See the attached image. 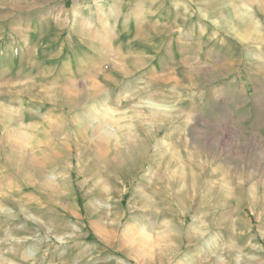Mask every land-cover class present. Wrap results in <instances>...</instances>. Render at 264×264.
<instances>
[{
	"label": "rangeland",
	"instance_id": "374dc122",
	"mask_svg": "<svg viewBox=\"0 0 264 264\" xmlns=\"http://www.w3.org/2000/svg\"><path fill=\"white\" fill-rule=\"evenodd\" d=\"M0 1L2 48L50 77L0 101L13 116L4 125L26 130V148L48 161L18 174L32 176L27 190L0 185L1 252L17 264H264V0H249L259 25L247 38L240 0ZM140 15L193 24L203 48L161 42V29L139 36L130 20ZM94 81L108 100L91 94ZM74 83L80 94L57 95ZM121 127L126 152L113 148ZM5 165L0 181L17 176Z\"/></svg>",
	"mask_w": 264,
	"mask_h": 264
},
{
	"label": "bare ground",
	"instance_id": "6f19581e",
	"mask_svg": "<svg viewBox=\"0 0 264 264\" xmlns=\"http://www.w3.org/2000/svg\"><path fill=\"white\" fill-rule=\"evenodd\" d=\"M116 1V0H115ZM110 5H111V2L109 1L108 2ZM114 5V4H113ZM177 5V4H176ZM233 5V4H231ZM112 7V5H111ZM114 8V7H113ZM116 9V7H115ZM114 9V10H115ZM112 12V10H110ZM174 11V10H173ZM77 12V11H76ZM79 12V11H78ZM113 13V12H112ZM177 13V12H176ZM206 15V14H205ZM236 15L239 17V19H241L244 23H245V28H244V33H243V36L244 38H247V36L251 33V32H257L256 30L258 29V26L259 25L257 23V21L255 19H253L252 17V11H251V6H250V2L249 0H240L239 3L236 4ZM80 16V12L79 13H76V17L77 18V21L80 20L81 17ZM58 18V17H56ZM185 18V17H184ZM86 19L87 18H84V16L82 17V24H86ZM158 19V18H157ZM88 20V19H87ZM150 20L151 18H148L147 16H134L131 20H130V23H136L137 24V28H138V33H141L139 34L140 35H143V32H144V29L146 31V29L149 27L151 28L154 32H158L159 29L160 32L157 33V36L159 38V41L161 42H165V40L169 37L168 35L171 34V39H172V44L175 46V44L177 42H180L181 39L183 38H187L189 39L190 41L193 42L192 44V48L196 47L198 49H202V48H199L198 46V43L200 42H203L204 38L202 37L203 36V31L201 34H198V31L195 29L194 31V25L193 24H190L187 28H184L183 30H180V29H175L177 26L174 22H161V18H159L157 21H160L161 23H166L165 25H163L162 27H159V25L157 26L154 25L156 22L153 23H150ZM184 20V19H183ZM189 20V18H188ZM187 20V21H188ZM164 21V20H163ZM171 21V20H170ZM86 22V23H84ZM146 22V24H144ZM159 22V23H160ZM219 22V21H217ZM101 23L103 25V28H104V31H103V28H102V31L104 34H108L109 30H111V23L109 22V19H102L101 20ZM134 23V24H135ZM90 24V23H89ZM88 24V25H89ZM114 25V24H112ZM161 26V25H160ZM86 27V26H85ZM193 27V28H192ZM178 28V27H177ZM181 28V27H179ZM203 28V27H202ZM202 30V29H201ZM200 30V31H201ZM240 30V29H239ZM112 31V30H111ZM123 31V30H122ZM197 31V32H196ZM237 32V31H236ZM110 33V32H109ZM123 33H125L123 31ZM206 33V32H205ZM239 33V32H238ZM251 35V34H250ZM145 36V35H144ZM197 36H200L199 37V40H197ZM249 37V36H248ZM146 39V38H145ZM203 40V41H201ZM141 45L142 46H145V43H142L141 42ZM160 45V43L158 44V46ZM148 46V45H147ZM184 46V45H183ZM182 46V49H184ZM205 46V45H204ZM223 46V45H222ZM146 47V46H145ZM185 47V46H184ZM201 47V46H200ZM85 48V47H83ZM139 48V47H138ZM179 49V48H178ZM190 49V48H188ZM141 50H138V53H140ZM143 51V50H142ZM141 51V52H142ZM183 51V50H182ZM76 52V50H75ZM187 51L185 50V53ZM191 52V51H190ZM84 53L80 52V50H78L76 52V55L79 56V57H82ZM136 55V54H135ZM111 56V55H110ZM218 60V59H217ZM153 61V60H152ZM230 63V62H229ZM187 66V65H186ZM120 68V67H118ZM117 68V69H118ZM191 69V68H190ZM201 69V68H200ZM120 70V69H119ZM197 72V71H196ZM68 73V72H65L64 75ZM123 74H125V71H123ZM62 75V74H60ZM161 75V73H160ZM164 76V75H162ZM189 76V75H188ZM111 77V76H110ZM110 77L108 75H104L102 74L100 79L105 80V82L107 81H111L110 80ZM167 77V76H166ZM170 78V77H169ZM99 79V80H100ZM158 79V78H157ZM188 79V78H187ZM179 80V79H178ZM190 80V79H188ZM101 81V80H100ZM100 81H94L92 83V85L90 86V92L91 94H93L96 98H103V99H106L108 100L107 98V94L105 95L104 93V90H103V85L100 83ZM114 81V80H113ZM163 81V78L161 79V82ZM112 82V81H111ZM116 82V81H115ZM75 84V83H74ZM78 84V83H77ZM77 84H75V87L77 86ZM130 84V83H129ZM166 84V83H164ZM120 85V84H119ZM121 86V85H120ZM129 85H122V90H121V93L122 92H125L127 90V87ZM73 87V89H68L65 85H62L60 84L57 88H56V92H57V95L58 96H61V97H65V95L67 94H71V93H75V92H79V89H77V87L75 88ZM33 87H27L24 89V91H30V90H33L32 89ZM45 88H43L44 90ZM50 89V88H48ZM119 89V88H118ZM76 90V91H75ZM143 90V89H142ZM20 91V90H19ZM45 91V90H44ZM23 92V90H22ZM136 92V91H135ZM80 94V92H79ZM52 99V97H51ZM148 103L152 104L153 106H156V107H160L161 105L157 102H154L152 100H148ZM63 105L59 104L57 105L56 107L57 108H60L62 107ZM162 108V107H161ZM14 109V108H13ZM61 109V108H60ZM96 109V108H95ZM112 108L109 107V106H106L105 107V110L106 111H109L111 110ZM111 111H109L110 113ZM11 108L9 106H6V105H3L0 103V157H3V161H4V164H7L9 169L8 170H11V172L13 174L17 173V176H3V180L0 181V185H5L7 187H10V188H13V190H15L16 192L19 191L18 189H22V190H25L26 188H28V184H31L32 182V176H25L24 174L26 173H23L24 176H18V174L20 175V173H22L21 171L22 170H27V169H35V168H38V167H41L44 165V164H47V162L43 163V162H40L38 160V158L32 153L30 152L26 147H27V144H25L24 142V138L26 137V135L28 134V132L26 130H24L23 128H10V127H7L5 126L4 124L7 123L9 119V117H13L11 116ZM112 113V112H111ZM110 113V114H111ZM122 113V112H121ZM12 120V119H11ZM159 121V120H158ZM10 123V122H8ZM14 123V122H13ZM122 128V127H121ZM123 132H120V133H123V143H122V148H117L118 146L115 144V146H113L114 150L116 149L117 150H123L122 152H126V150H128L129 148V144L131 143V140H132V135L130 136L129 134V130H124L123 128L121 129ZM131 132V131H130ZM84 134V133H82ZM111 134V133H110ZM114 134V133H112ZM112 136V135H110ZM84 137V136H83ZM86 137V136H85ZM113 137V136H112ZM111 137V138H112ZM19 138V140L17 139ZM115 138V136L113 137ZM136 138V137H135ZM84 139V138H83ZM113 140V139H112ZM117 140V139H116ZM86 141V140H84ZM42 142V141H40ZM117 143V142H115ZM39 144V143H38ZM119 144V143H118ZM46 145V144H45ZM120 145V144H119ZM48 146V145H46ZM100 146V145H99ZM117 146V147H116ZM42 148V147H41ZM47 148V147H46ZM45 149V148H44ZM49 149V148H47ZM108 149V147H107ZM111 149V148H110ZM109 149V150H110ZM113 150V151H114ZM44 151V150H43ZM49 151V150H48ZM108 151V150H107ZM115 151V152H116ZM46 152V151H45ZM114 152V153H115ZM109 153V152H108ZM111 154V153H110ZM44 155V154H43ZM48 155V154H47ZM45 156V155H44ZM115 158V157H114ZM50 164V163H49ZM5 165V166H7ZM39 169V168H38ZM46 169V168H45ZM36 170V169H35ZM30 171V170H29ZM24 172V171H23ZM31 172V171H30ZM28 172V173H30ZM26 173V174H28ZM8 174V173H7ZM31 174V173H30ZM16 175V174H15ZM42 177V180L36 184V185H40L41 186H45L47 187L51 182L49 181L50 180V176H41ZM5 179V180H4ZM11 180L10 182L6 183L5 181L6 180ZM14 180V181H13ZM35 185V184H34ZM37 187V186H36ZM27 190V189H26ZM21 192V191H20ZM19 192V193H20ZM30 194V193H29ZM22 196V195H21ZM193 227V224L189 226V230H191ZM197 231V230H195ZM102 234V233H101ZM147 244V243H146ZM145 244V245H146ZM219 248V247H218ZM13 249V248H12ZM14 250V249H13ZM171 250V246L169 244L167 245H161L160 248H158V250H154L153 249H149L147 252H146V259L151 261L152 259H154V255H158V256H162L164 254H167V252H169ZM136 254H138L137 252H135ZM25 255H27V253H25ZM23 256V255H22ZM28 257V256H27ZM23 258H26V257H23ZM146 260V261H147ZM145 262V261H144ZM226 262V261H225ZM224 262V263H225ZM188 263V262H187ZM191 263V262H190ZM0 264H17V253H10V251H7V252H1L0 251ZM216 264H222L221 260H220V257H217L216 258Z\"/></svg>",
	"mask_w": 264,
	"mask_h": 264
},
{
	"label": "crops",
	"instance_id": "0c3cea01",
	"mask_svg": "<svg viewBox=\"0 0 264 264\" xmlns=\"http://www.w3.org/2000/svg\"><path fill=\"white\" fill-rule=\"evenodd\" d=\"M1 35L4 36L6 34ZM44 65L41 66V70L43 69L44 72L47 73L48 70L46 67H43ZM35 71V67H32L30 63L27 65L17 64V47L15 45L13 46V51L11 52L10 50H5L4 46L2 48V45L0 44V101L10 99L17 100L20 94H24V92H22L23 89L19 88V86L23 83L27 85V87L28 85L30 87V85L35 86L39 79H42L41 82L43 84L45 83L43 78L50 79L48 75H46L47 77L42 78H37V76L35 77ZM21 74H24V76L21 77ZM11 86L16 87L12 89ZM6 95H9V97H6ZM31 98V96H28V99ZM3 105L7 106L8 104L4 103Z\"/></svg>",
	"mask_w": 264,
	"mask_h": 264
}]
</instances>
